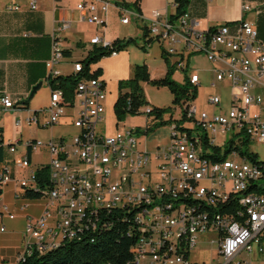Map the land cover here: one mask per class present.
<instances>
[{
  "label": "built area",
  "instance_id": "obj_1",
  "mask_svg": "<svg viewBox=\"0 0 264 264\" xmlns=\"http://www.w3.org/2000/svg\"><path fill=\"white\" fill-rule=\"evenodd\" d=\"M36 3L29 0L30 9L35 10ZM110 5L109 0H82L76 9L81 20L102 26ZM116 7L122 24H129L131 15L135 21H146V39L156 42L175 68L185 72L190 56H205L214 64L215 81L227 82L233 89L229 106H222L218 94L208 99L218 109L213 113L198 112L194 100L181 101V118L172 114L168 125L169 140L147 152L138 149L139 133H147V125L166 119L165 114L155 118L153 106L144 104L139 109L146 117L143 130L115 124L107 132V88L100 76L80 79L72 100H66L60 89L50 90L48 104L33 112L27 122L37 125L44 114L42 126L51 127L71 112L77 132L25 141L31 152L45 148L49 153L52 188L46 194L49 204L45 210L26 218L18 262L33 252L57 247L83 228H96L102 210L122 209L132 212L138 231L125 264H200L191 254L205 235L213 236L211 243L217 245L219 256V261L210 264H264V196L248 189V182L264 185V166L246 149L249 142L264 143V43L256 26L241 19L201 28L188 9L172 20L158 10L144 17L125 4ZM250 9L244 5V10ZM66 27L63 22L56 32ZM90 43L111 46L99 36ZM118 52L112 49L109 56ZM63 56L61 39L52 33L51 54L45 61L49 75L59 74L54 66ZM82 68L76 61L73 72ZM187 80L190 87L200 83L199 75L192 72ZM0 104L2 110L17 106L6 93H0ZM193 129L204 133L193 135ZM228 133L231 137L219 144L217 137ZM15 146L5 144L9 152ZM224 150L227 154L222 159ZM14 163L26 169L29 157L21 155ZM10 180V168L5 165L0 186ZM30 184L34 185L33 170L20 180L23 190ZM1 212L14 217L7 206Z\"/></svg>",
  "mask_w": 264,
  "mask_h": 264
},
{
  "label": "crops",
  "instance_id": "obj_2",
  "mask_svg": "<svg viewBox=\"0 0 264 264\" xmlns=\"http://www.w3.org/2000/svg\"><path fill=\"white\" fill-rule=\"evenodd\" d=\"M80 1L82 0H36L37 8L32 10L29 7V0H0V93L8 94L17 104L27 98L33 86L41 82L40 88L28 104L22 107L17 105L14 109H0V128L4 144H16L14 152L4 148L3 161L0 162V173L7 165L11 175V180L3 187L0 195V264H17L18 256L23 249V232L27 216H39L49 204L46 198L35 199L24 196L20 185V180L26 179L31 170L34 171L40 165L47 164L49 153L45 148L31 152L27 146H20L18 143L25 139L46 141L50 138L72 135L66 134L68 131L62 133L58 128L73 126L71 112L51 127L42 126L41 123L45 121L44 114L39 116V124L25 127L28 132L24 133L22 127L33 112L44 108L49 102V70L45 66V61L51 54L52 33H58L61 47L65 51L63 59L54 66V69L59 75L71 74L74 63L82 60L92 48L98 46L90 43L91 38L99 36L102 40L111 43L116 38L125 37L122 23L117 18L119 12L116 5L122 6L124 2L134 0H109L111 5L106 14L107 22L104 27L81 20L80 13L76 9ZM138 4L140 13L147 17L154 10L168 16L175 10L174 0H138ZM249 4L252 8L244 10V5ZM187 8L198 20L201 28L235 23L241 19L248 20L256 26L259 38L264 43V24L263 22L261 24L264 0H189ZM251 12L255 14L254 19L247 16ZM63 22L67 23V27L56 32ZM145 22H140L141 26ZM126 50L119 51L115 56L101 58L91 66V69L100 68L99 76L104 79L107 61L124 62L125 60L129 69L133 68L124 56ZM145 62L151 78H160L165 74V68L152 72L149 63L146 60ZM129 77L130 75H120L114 79L113 87L117 95L118 81ZM104 81L106 82L105 79ZM109 94L110 90L107 88V96ZM43 99L44 101H41ZM16 121H20V124L16 125ZM115 122L116 120L111 131L114 130ZM44 153L47 160L41 162L38 157ZM24 154L28 155L30 165L26 169H21L14 160ZM3 206L8 207V212L14 215L13 218L8 217L7 212H1Z\"/></svg>",
  "mask_w": 264,
  "mask_h": 264
},
{
  "label": "trees",
  "instance_id": "obj_3",
  "mask_svg": "<svg viewBox=\"0 0 264 264\" xmlns=\"http://www.w3.org/2000/svg\"><path fill=\"white\" fill-rule=\"evenodd\" d=\"M124 4L131 9L139 11L138 0L124 2ZM188 4L189 0H174L175 10L173 14L169 15V18L172 20L177 19L188 9ZM141 33V38L143 39L141 48L146 50L147 44L151 45L153 40L146 39L147 28L144 25L141 26ZM132 42L135 43L136 38H116L111 42V46H96L92 48L82 60H79L83 67L82 71L67 75H49L50 90L60 89L66 100H72L76 84L80 79L101 74L100 68L91 69L93 64L97 63L101 58L109 56V52L112 49L125 50ZM161 56L166 62V71L162 77L151 78L147 65L143 63L133 66L132 75L129 78L118 81V95L113 104L116 125H119V121L124 120L128 115H140L139 109L147 103L141 82L150 83L157 87H167L173 95L172 101L174 104L180 105L181 101L185 102L195 99L196 86L190 87L187 78L183 83H178L172 79L174 64L163 50H161ZM166 111H170V108L153 106L155 118L160 117ZM171 118L172 113H170L169 119H165L161 123L147 125L146 131H149L152 125H164L165 123L169 125ZM12 144L9 143L7 145ZM4 148L6 147L2 138V129L0 128V162L3 161ZM215 150L219 152L218 147ZM226 154L227 150H224V153L219 157L223 159ZM48 168L47 164H43L34 170V185L25 186L23 190L24 196L35 199L46 198L47 192L52 188ZM3 187L0 186V195ZM137 238L138 231L132 212L122 209L102 210L99 213V222L96 228L86 231L83 228L81 232L77 233L76 237L64 239L57 247L43 253L33 252L17 262V264H125L131 258L132 249L136 244Z\"/></svg>",
  "mask_w": 264,
  "mask_h": 264
},
{
  "label": "rangeland",
  "instance_id": "obj_4",
  "mask_svg": "<svg viewBox=\"0 0 264 264\" xmlns=\"http://www.w3.org/2000/svg\"><path fill=\"white\" fill-rule=\"evenodd\" d=\"M114 1V0H113ZM250 6V4H249ZM250 8H252L250 6ZM135 10V9H133ZM138 11V10H135ZM145 14H143L144 16ZM248 18L254 19V12L248 13ZM147 17V16H144ZM117 18L120 21V15L117 13ZM107 22V18L105 20ZM264 24V14L261 15V24ZM121 23V22H120ZM106 24L102 25L103 27ZM122 28L124 31V38H136V42H132L126 49V53L124 56L129 60V65L134 66L135 64H143L145 60L149 63V69L154 72L157 69H166V62L161 56V48L156 42H153L150 46L144 50L141 48L143 44V39L141 38V24L140 22H136L133 16L131 15V22L129 24H122ZM171 61V58H169ZM104 68L105 80L107 82V88L110 90V94L106 98L105 102V123H106V131L111 132L112 127L114 125V121L116 120L114 111H113V103L117 99V91H115L113 87L114 79L119 77L120 75H132V68L129 69L125 60L124 62H116V61H107ZM148 68V67H147ZM196 73L200 77V83L196 86V95L194 99V104L198 110L207 111L208 113H213L218 109L214 107L212 104L208 102V99L213 94H218L221 97V103L223 107L229 106L230 95L233 91L231 85L227 82H219L215 81L214 77V64L209 62L205 56L201 54L192 55L189 58L188 66L186 67L185 72L174 68V71L171 75L172 79H174L178 83H183L186 80L189 73ZM122 79V78H121ZM146 100L145 105L149 106H157L161 108H170V111H166L165 117L166 119L170 118V113L173 114V117L178 119L181 118V107L178 104L173 103V95L169 91L167 87H157L150 83L141 82L140 83ZM41 101H44L41 100ZM42 103V102H41ZM42 109V108H41ZM254 112V108H253ZM146 117L143 115L136 116H126L124 120L119 121L120 127H134L137 126L140 130L146 124ZM189 122H186L188 124ZM36 124L28 123L26 120L23 123L22 127L25 132L28 130L25 127H34ZM60 132H67L66 134H74L77 132V129L73 126H60L58 127ZM204 132L200 129H193L192 134H203ZM69 137V136H68ZM231 134L218 136L217 141L219 144L223 143V140L229 139ZM170 138V129L165 123L164 125L151 126V129L147 133H143L142 131L138 136V149L145 150L147 152H153L157 148V145L166 143ZM26 140V139H25ZM25 140L18 143V145L25 146ZM41 140V139H39ZM44 141V140H41ZM245 145H243V149ZM246 149L251 151L257 155L258 162L264 163V143L257 142H249L246 144ZM50 157V156H49ZM41 162H45L47 160L46 154H42L38 157ZM49 162V159H48ZM47 162V163H48ZM22 169V168H21ZM200 239L198 244L192 250L191 258L200 264H210L219 261V256L217 255V245L211 243L212 235H205Z\"/></svg>",
  "mask_w": 264,
  "mask_h": 264
},
{
  "label": "bare ground",
  "instance_id": "obj_5",
  "mask_svg": "<svg viewBox=\"0 0 264 264\" xmlns=\"http://www.w3.org/2000/svg\"><path fill=\"white\" fill-rule=\"evenodd\" d=\"M259 166H264V163L258 162ZM248 189L252 192L263 193L264 196V185L258 184V182H248Z\"/></svg>",
  "mask_w": 264,
  "mask_h": 264
},
{
  "label": "water",
  "instance_id": "obj_6",
  "mask_svg": "<svg viewBox=\"0 0 264 264\" xmlns=\"http://www.w3.org/2000/svg\"><path fill=\"white\" fill-rule=\"evenodd\" d=\"M41 86V82H39L38 84H36L35 86H33V88L31 89L29 95L27 96L26 99L22 100V101H19L17 103V105L19 107H22L23 105H26L30 102V100L32 99V97L34 96V94L36 93V91L40 88Z\"/></svg>",
  "mask_w": 264,
  "mask_h": 264
}]
</instances>
